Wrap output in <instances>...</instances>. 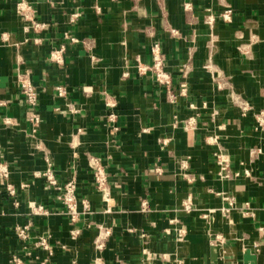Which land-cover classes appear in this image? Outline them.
<instances>
[{
  "label": "crops",
  "instance_id": "obj_1",
  "mask_svg": "<svg viewBox=\"0 0 264 264\" xmlns=\"http://www.w3.org/2000/svg\"><path fill=\"white\" fill-rule=\"evenodd\" d=\"M18 1L0 0V264H264V0H26L45 24L28 31ZM155 45L168 86L144 71ZM68 181L89 204L74 222Z\"/></svg>",
  "mask_w": 264,
  "mask_h": 264
},
{
  "label": "built area",
  "instance_id": "obj_2",
  "mask_svg": "<svg viewBox=\"0 0 264 264\" xmlns=\"http://www.w3.org/2000/svg\"><path fill=\"white\" fill-rule=\"evenodd\" d=\"M16 12L21 16L24 22H26L25 29L28 31L30 29L37 30V29H43L45 27L44 23H40L34 20L33 15H32V10L30 5L26 2V0H19L16 3ZM97 10L98 7H96ZM221 17L224 21H229L230 20V10H225L221 13ZM214 18L212 16H209L207 19V23L211 24L213 23ZM62 48L55 49L51 52V59L54 62L60 63L62 61ZM153 53V64L151 68H144V71H151L154 76L156 82L168 86L170 84V77L167 73L163 71V64H162V56L159 52L158 46L155 45L152 49ZM21 88V93L22 96L26 102V104L32 109L31 115L29 117V121L32 125L33 130L35 131L38 128L39 125V117L37 116L35 112V108L37 107L38 104V94L35 89V87L30 84V83H25L22 82L20 84ZM55 92L58 98H63L66 95V89L62 86H56ZM180 94L185 95L186 93V84L182 83L180 84L179 87ZM0 105H3V103L0 101ZM6 123H10L9 120H6ZM92 163V170H93V178H94V183L96 186V189L98 191L104 192L107 188V175L102 167V164L96 160V159H91ZM221 165V162H220ZM227 165L222 164L219 169V175L222 178H227ZM9 177V170L8 168L0 163V178L7 179ZM43 177L45 179V183L51 186H56L57 181L54 176V173L52 170L47 169L43 173ZM7 192L9 193L10 196H14V191L10 187L7 188ZM103 198L105 200L108 199L107 194H103ZM58 200L63 204V206L67 210V214L70 217V220L72 222L76 221L80 215L78 211V204L80 203L82 206V212L86 213L89 212V204L86 200H81L79 201L77 199V194H76V184L74 181H68L63 185L62 192L58 196ZM182 207L186 212H191L193 210L192 207V202L190 198H187L182 202ZM143 209L146 208V205L143 204L142 206ZM44 213L43 207L37 206L36 209L34 210V214ZM31 227V223L28 222L23 226H15L14 231L17 235L18 238L22 240H27L29 238V229ZM180 234H182V230L179 231ZM216 240L219 241L220 243H223V240L221 237L217 236ZM39 245L48 253L49 256H52L51 250L48 248L45 240L41 239L39 241ZM12 263L13 264H22L21 260L17 257L12 258Z\"/></svg>",
  "mask_w": 264,
  "mask_h": 264
}]
</instances>
